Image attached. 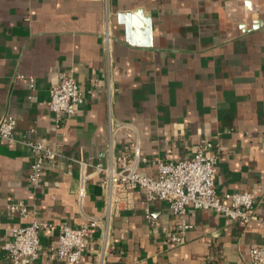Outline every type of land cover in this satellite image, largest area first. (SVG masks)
Segmentation results:
<instances>
[{
    "label": "crops",
    "instance_id": "0c3cea01",
    "mask_svg": "<svg viewBox=\"0 0 264 264\" xmlns=\"http://www.w3.org/2000/svg\"><path fill=\"white\" fill-rule=\"evenodd\" d=\"M140 10L153 19L150 48L127 43L117 20ZM62 75L77 80L85 103L58 129L47 103ZM6 116L17 118V129L15 144H0V243L30 223L8 212L24 203L42 225L43 253L57 242L60 223L80 228L87 217L101 218L81 264H251L250 250L264 245V192L249 225L189 209L185 243L173 246L176 217L143 194L107 223L98 171L119 168L117 158L139 148L138 172L155 176L156 160H186L213 142L222 152L219 193L264 189V0H0V119ZM28 134L46 147L59 144L64 157L38 188L29 181ZM0 264H11L1 251ZM34 264L71 263L42 255Z\"/></svg>",
    "mask_w": 264,
    "mask_h": 264
},
{
    "label": "built area",
    "instance_id": "2783aa9c",
    "mask_svg": "<svg viewBox=\"0 0 264 264\" xmlns=\"http://www.w3.org/2000/svg\"><path fill=\"white\" fill-rule=\"evenodd\" d=\"M102 37L105 49L109 51L114 36L108 13L105 15ZM31 82H34L33 79ZM84 103L85 96L77 80L72 76L62 75L50 90V100L47 103L56 128L62 129L67 120L74 117ZM16 129V117L6 116L0 119V144H15ZM24 145L30 149L34 157L29 181L33 187L38 188L44 172L61 166L64 159L61 147L59 144L46 147L32 141L29 134ZM221 154L218 144L208 142L199 145L189 159L179 162L156 160L155 176H145L138 172L141 163L139 148H136L133 157L129 154L118 157L116 161L119 168H115L113 164L107 168H98L103 174L102 186L105 190L102 218L109 223L112 215L132 208L134 194H143L149 202L164 203L176 217V229L168 238V242L173 246H181L185 243V235L191 229L187 221L189 209L213 211L233 221L249 225L256 220L253 211L264 189L259 185L255 189L241 193H219L216 181ZM82 179V182L86 179L84 171ZM84 196L83 184L79 190V197L82 200ZM8 212L30 219L27 226L12 229L10 237L0 243V251L11 264H34L42 255H46L51 260L63 259L71 264H81L87 251L88 239L94 230L101 226L100 217H87L80 228H72L66 222H62L58 225L57 242L43 253L40 249L42 225L38 221L37 214L30 212L24 203L10 205ZM147 219L151 224H155L149 210H147ZM105 230L108 231V225ZM250 260L251 264H264V245L250 250ZM99 264H103V261L101 260Z\"/></svg>",
    "mask_w": 264,
    "mask_h": 264
},
{
    "label": "water",
    "instance_id": "95a60500",
    "mask_svg": "<svg viewBox=\"0 0 264 264\" xmlns=\"http://www.w3.org/2000/svg\"><path fill=\"white\" fill-rule=\"evenodd\" d=\"M250 6V3L247 2ZM120 25L125 26L126 41L130 45L150 48L153 46V19L142 10L136 12H120L117 15Z\"/></svg>",
    "mask_w": 264,
    "mask_h": 264
}]
</instances>
